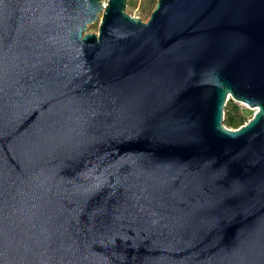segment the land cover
Here are the masks:
<instances>
[{
    "label": "water",
    "instance_id": "water-1",
    "mask_svg": "<svg viewBox=\"0 0 264 264\" xmlns=\"http://www.w3.org/2000/svg\"><path fill=\"white\" fill-rule=\"evenodd\" d=\"M127 2L0 0V264H264V0Z\"/></svg>",
    "mask_w": 264,
    "mask_h": 264
},
{
    "label": "rangeland",
    "instance_id": "rangeland-1",
    "mask_svg": "<svg viewBox=\"0 0 264 264\" xmlns=\"http://www.w3.org/2000/svg\"><path fill=\"white\" fill-rule=\"evenodd\" d=\"M106 0H103V2H105ZM130 3H132L134 6H130L127 2V7H126V13L133 16V17H137L139 18L142 22H147L151 12L145 11V12H141L142 9V2L141 0H130ZM99 19L92 23L89 27H88V32L89 33H97L98 32V26H99ZM231 107H235L237 109L238 112H242V110L244 109H248L246 108V106H243L242 104L233 102V101H228L227 107H224V119L227 115H230L231 113ZM244 124H246L248 122V118L244 117ZM243 124V125H244ZM225 126V123H224ZM226 128H228L227 126H225ZM228 129H233V128H228Z\"/></svg>",
    "mask_w": 264,
    "mask_h": 264
},
{
    "label": "trees",
    "instance_id": "trees-1",
    "mask_svg": "<svg viewBox=\"0 0 264 264\" xmlns=\"http://www.w3.org/2000/svg\"><path fill=\"white\" fill-rule=\"evenodd\" d=\"M141 2H142V9H141L142 13L148 10L152 12L153 9L155 8L157 0H141ZM128 4L132 7L134 6L132 3H130V0H128ZM227 104L228 102L226 103L225 107H227ZM230 110H231L230 115H227L225 117V126H227L228 128L238 129L245 122L243 121L244 116L242 115L241 112H238L235 107H231Z\"/></svg>",
    "mask_w": 264,
    "mask_h": 264
}]
</instances>
